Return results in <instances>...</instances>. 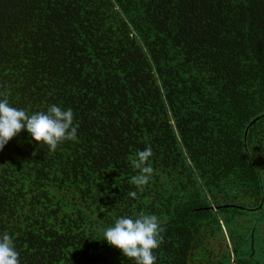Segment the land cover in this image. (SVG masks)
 <instances>
[{
  "label": "trees",
  "instance_id": "trees-1",
  "mask_svg": "<svg viewBox=\"0 0 264 264\" xmlns=\"http://www.w3.org/2000/svg\"><path fill=\"white\" fill-rule=\"evenodd\" d=\"M4 98L78 125L55 152L26 130L0 150L20 264H134L103 232L141 212L156 264H264V0H0Z\"/></svg>",
  "mask_w": 264,
  "mask_h": 264
},
{
  "label": "clouds",
  "instance_id": "clouds-1",
  "mask_svg": "<svg viewBox=\"0 0 264 264\" xmlns=\"http://www.w3.org/2000/svg\"><path fill=\"white\" fill-rule=\"evenodd\" d=\"M73 122L71 109L63 110L51 105L46 112L37 111L29 115L23 109L10 106L7 98L0 99V150L22 130H26L33 141L46 146L49 152H55L64 141L77 139L78 125ZM152 154L151 147H147L138 151L136 158L131 160V166L137 174L131 177L130 184L137 191L144 190L154 173L148 163ZM137 191H129L128 196L137 198ZM161 233L159 218L141 212L136 217H119L114 226L104 230L103 237L108 245L118 249L134 264H156L153 253L163 242ZM0 264H20L13 239L6 232L0 236Z\"/></svg>",
  "mask_w": 264,
  "mask_h": 264
}]
</instances>
